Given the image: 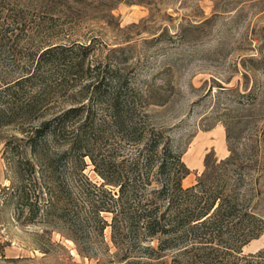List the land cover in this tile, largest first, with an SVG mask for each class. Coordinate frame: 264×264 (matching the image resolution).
<instances>
[{
  "label": "rangeland",
  "instance_id": "obj_1",
  "mask_svg": "<svg viewBox=\"0 0 264 264\" xmlns=\"http://www.w3.org/2000/svg\"><path fill=\"white\" fill-rule=\"evenodd\" d=\"M53 6L51 14L43 8L38 13L45 21L54 19L44 35L14 33L1 41L0 92L28 74L46 39L90 44L98 62L133 67L151 103L145 107L148 122L166 129L182 153L189 170L184 187L194 184L206 160L228 156V147L249 154L257 145L264 154V0H55ZM70 93L55 92L38 109L0 122V264H122L108 230L104 244L95 226L79 230L78 245L65 215V207L71 208L67 198L57 193V207L50 204L52 184L67 186L75 197L71 211H78V183L86 177L98 185L88 159L83 169L76 160H62L58 170L68 172L65 181H57L46 158L34 169L29 164L34 158L28 137L40 121L33 115L49 118L68 108ZM25 97L0 93L11 104ZM58 145L48 141L50 153ZM262 191L254 210L264 217V181ZM262 247L264 233L243 246L242 254Z\"/></svg>",
  "mask_w": 264,
  "mask_h": 264
},
{
  "label": "trees",
  "instance_id": "obj_2",
  "mask_svg": "<svg viewBox=\"0 0 264 264\" xmlns=\"http://www.w3.org/2000/svg\"><path fill=\"white\" fill-rule=\"evenodd\" d=\"M54 1L0 0V44L14 33L33 36L51 30L54 19L45 21L38 13L41 8L54 12ZM46 43L28 74L2 88L3 97H26L13 104L0 99V122L36 110L48 96L70 93L76 86L68 108L49 118L33 115L40 121L28 137L33 169L46 158L59 174L57 181H65L68 172L58 170L62 160H76L83 169L88 159L98 177V185L86 177L78 183L82 204L74 213L75 197L67 186L52 184L48 191L52 206L59 201L57 193L71 204L65 207L75 228L71 239L79 245V230L95 226L104 244L108 230L122 264H264V247L242 254L243 246L264 233V217L254 210L263 195L262 150L254 145L245 154L228 147V156L206 160L194 184L184 187L189 170L182 153L173 148L166 129L148 122L149 96L133 67L119 60L98 62L91 58L95 48L90 44ZM51 139L59 144L52 153Z\"/></svg>",
  "mask_w": 264,
  "mask_h": 264
}]
</instances>
